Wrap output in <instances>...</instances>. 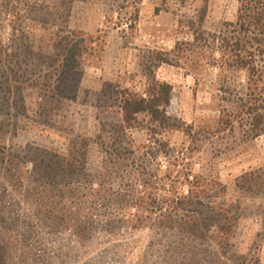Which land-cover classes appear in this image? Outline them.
<instances>
[{
	"label": "trees",
	"instance_id": "obj_1",
	"mask_svg": "<svg viewBox=\"0 0 264 264\" xmlns=\"http://www.w3.org/2000/svg\"><path fill=\"white\" fill-rule=\"evenodd\" d=\"M20 1L22 13L15 8V19L11 20L10 54H6L0 39V91L8 105L13 92L21 102L23 84L39 89L44 99L41 116L50 122L66 100L77 97L85 75L84 58L101 56L103 42L71 27L75 0H46L42 6ZM236 1L239 8L235 22L224 23L217 32H206L202 30L206 17L203 9L197 21L188 22L194 42L177 43L171 52L149 50L144 68L145 95L121 84L105 87L106 103L118 105L125 124H103L98 139L105 154L103 172L92 174L87 170L91 152L88 140L73 143L67 156L30 148L38 155L30 162L27 156L18 160L24 167L32 163V204L37 218L46 221L55 234L68 232L85 246L99 235L112 237L144 230L162 236L178 234L182 238L179 255H189L188 264H202L206 255L195 254L197 242L204 251L213 245L218 256L233 264H248L246 257L231 254L240 204L214 202L213 197H225L227 189L222 184L196 175L190 168L180 170L186 168L185 157L165 139L167 134L184 131L183 124L170 114L174 88L156 75L162 65L191 72L205 59L220 72L218 132H233L238 124L245 141L263 136L264 0ZM141 121L147 124H138ZM136 128L146 130L149 137L138 146L126 135V130ZM187 129L186 134L191 136L189 131L193 129ZM104 133L112 138L108 143L103 141ZM161 158L169 161L166 170L159 163ZM14 162V157L9 159L8 172L18 166ZM235 186L241 196L262 193L264 168L239 176ZM158 246L164 248L161 243ZM169 250L170 257L160 264H178L180 256L171 253L174 248Z\"/></svg>",
	"mask_w": 264,
	"mask_h": 264
},
{
	"label": "rangeland",
	"instance_id": "obj_2",
	"mask_svg": "<svg viewBox=\"0 0 264 264\" xmlns=\"http://www.w3.org/2000/svg\"><path fill=\"white\" fill-rule=\"evenodd\" d=\"M45 1L27 0L32 6L45 5ZM20 2L0 0V39L6 54L12 52L11 20L15 19V8L21 11ZM238 8L236 0H75L71 27L100 37L104 47L99 57L85 56V75L77 97L66 100L53 119L46 122L41 116L44 99L39 89L23 84L21 102L13 92L8 105L0 91V264H160L163 258L170 257L169 247L174 248L171 253L180 256L178 264H188L189 255H179L182 238L178 234L162 236L144 230L112 237L99 235L87 246L68 232L55 234L46 221L37 218L32 204L33 165L24 167L18 160L27 156L30 162L38 155L30 148L67 156L73 143L88 140L91 152L87 170L92 174L103 172L105 154L99 142L103 124H125L118 105L106 103L105 87L121 84L144 94L149 50L171 52L177 43L194 42L188 22L197 21L203 9L206 17L202 30L214 33L224 23L236 21ZM8 13L13 16L8 17ZM194 59L197 63L196 56ZM197 64L191 72L169 65L156 71L159 81L174 88L170 114L183 124L184 130L167 134L165 139L185 157L186 168L180 170L190 168L194 174L227 189L225 197H213L214 202L240 204L231 254L246 257L248 264H264V191L241 196L235 186L239 176L264 168V135L245 141L238 124L233 132H218L221 104L216 96L220 72L205 59ZM188 127L193 129L189 131L191 136L186 134ZM126 135L137 146L149 138L140 128L128 129ZM103 137L107 143L112 139L110 134L104 133ZM13 157L18 166L8 172V161ZM159 163L162 170L169 166L165 158ZM193 250L200 257L206 252L202 264H233L218 256L213 245L204 251L197 242Z\"/></svg>",
	"mask_w": 264,
	"mask_h": 264
}]
</instances>
